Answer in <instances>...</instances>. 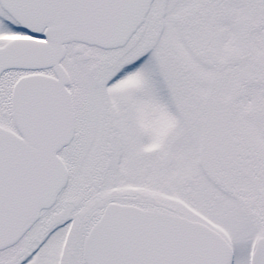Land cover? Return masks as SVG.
<instances>
[{
  "label": "snow or ice",
  "instance_id": "1",
  "mask_svg": "<svg viewBox=\"0 0 264 264\" xmlns=\"http://www.w3.org/2000/svg\"><path fill=\"white\" fill-rule=\"evenodd\" d=\"M0 264H264V0H0Z\"/></svg>",
  "mask_w": 264,
  "mask_h": 264
}]
</instances>
